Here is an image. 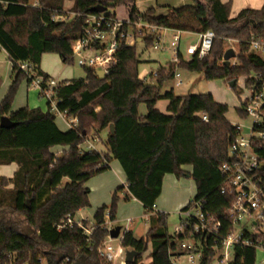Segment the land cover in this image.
<instances>
[{"label":"trees","instance_id":"obj_1","mask_svg":"<svg viewBox=\"0 0 264 264\" xmlns=\"http://www.w3.org/2000/svg\"><path fill=\"white\" fill-rule=\"evenodd\" d=\"M67 1L73 2L72 17H66ZM191 1L192 6H168L167 14L157 15L156 7L141 12L136 0H38L36 6L30 0H0V48L12 63V83L0 101V120L7 116L17 123L12 128L0 127V165H19L12 179H0V264H110L99 250L109 237L105 219L116 220L121 194L142 204L150 223L141 238H136L132 230L123 233V249L137 252L134 261L126 264H144L143 257L151 248L149 264H174V256L181 255V242L192 238L202 244L201 264H211L217 257L220 241L233 229L227 209L234 196L222 191L225 175L220 170L229 159L228 147L235 133L227 119L230 107L217 102L211 93L180 96L172 88L164 93L163 87L175 77L177 67L203 73L208 80L220 78L229 83L252 71L263 72L264 59L251 50L249 40L264 36V2L259 9H243L231 17V2ZM97 5L105 7L103 12L111 17H116L113 10L122 5L132 23L197 34L212 30L216 39L202 60L196 56L184 59L179 54L177 63L172 60L168 67L156 71L151 82L157 81L158 87L147 86V80L139 77L142 60L138 42L130 46L124 41L105 79L84 65L85 78L56 83L41 69L42 56L57 54L64 64H72L73 44L83 36L87 16L99 14L92 11ZM59 16L66 18L56 20ZM123 28L129 29L126 25ZM136 34L146 49L153 48L155 34ZM228 40L240 45L235 66L224 64ZM21 63L31 67L30 77L20 69ZM37 77L43 79L44 89L57 84L53 93L56 106L68 117H77L76 128L60 130L55 114L49 110L24 107L12 111L21 84H33ZM2 84L0 77V88ZM161 99L168 101L166 113L156 107ZM141 104H145L146 114L141 113ZM111 124L115 129L107 136V153L81 149L86 140ZM55 146H68L69 150L57 156L51 152ZM113 160L120 163L127 187L117 188L111 202L97 209L92 234L86 236L77 227L58 231L57 225L68 215L90 207V190L85 184L107 172ZM188 165L192 166L190 173L182 169ZM172 173L195 181L197 193L182 211L201 201L205 211L222 225L219 243L190 228L183 234L168 233V214L156 212L154 207L165 176ZM64 179L68 181L64 183ZM10 183L14 187L4 189ZM233 253L229 264H256L255 246L239 244ZM64 254H73L75 260L62 258Z\"/></svg>","mask_w":264,"mask_h":264},{"label":"built area","instance_id":"obj_2","mask_svg":"<svg viewBox=\"0 0 264 264\" xmlns=\"http://www.w3.org/2000/svg\"><path fill=\"white\" fill-rule=\"evenodd\" d=\"M36 6L38 0L30 2ZM65 16L56 17V20H63ZM86 28L83 36L73 44L74 54H82L89 51L92 56L84 59V65L98 72L100 70L108 74L116 61V51L120 42L124 41L130 46H136L140 39H137L136 32H147L155 34L154 49H165L162 42V31L167 29L163 27L151 26L147 23H132L129 18L125 21L117 20L116 17L108 16L106 13L88 15L86 19ZM129 29L124 30V26ZM136 29V31H135ZM183 32L177 30L171 46L174 49L173 61H179L180 41ZM216 35L212 30H207L198 34L196 44H189L186 53L189 58L196 56L198 59L206 57L212 50ZM252 51H264V36L252 37L249 40ZM99 46L96 49L92 46ZM236 59V58H235ZM237 61L232 63L235 66ZM20 69L29 77L31 67L28 63H21ZM176 86L183 84L180 74L175 72ZM141 79H147V73H140ZM43 79L37 77L33 83L40 88L41 96L50 103L49 111L56 117L64 119L70 128H76L78 125L77 117H68L66 112L60 111L53 98L56 83L49 85L47 89L42 88ZM241 90L246 91V96L242 99L238 109V115L242 122L231 123L235 133L231 137L228 147L229 159L221 166V172L225 175V184L222 187L223 192L229 191L234 196L232 205L227 209V216L232 221L233 229L223 237L221 248L213 262L216 264H229L234 253L233 249L237 245L255 246L256 252L264 253V71H252L250 74L240 77ZM203 120L207 121L204 115ZM247 122V123H245ZM82 150H97L92 144L84 143ZM156 210V206L154 207ZM133 218L126 219L127 226L125 230H130ZM181 224L176 227L175 234H183L186 228H190L202 237H214V242L219 243L222 225L207 210L201 201L192 204L189 210L180 211ZM80 228L83 234L90 236L95 229V224H89L88 218L82 213H76L74 216L68 215L60 224L57 230ZM109 227L108 229H112ZM201 242L196 239H187L180 244V254L188 256L189 263L201 259ZM200 249V250H198ZM198 250V251H197ZM122 251L114 252L100 249L99 253L108 261H113L121 256ZM257 256V253H256ZM174 256L173 263L178 264ZM175 260V261H174Z\"/></svg>","mask_w":264,"mask_h":264},{"label":"rangeland","instance_id":"obj_3","mask_svg":"<svg viewBox=\"0 0 264 264\" xmlns=\"http://www.w3.org/2000/svg\"><path fill=\"white\" fill-rule=\"evenodd\" d=\"M34 0H30L32 2ZM139 1V9L140 10H147L148 8H151L152 6L156 7V11L158 14L165 15L168 13L167 8H166V1L167 0H159V6H157L156 1L154 0H138ZM147 1H150L148 3ZM113 12H116V19L117 20H123L125 21L128 16L127 12H125V9L122 5L119 7L115 8ZM72 17L73 14L71 12V9L66 10V17ZM65 17V18H66ZM163 37H162V44L164 45L165 49H154V48H149L146 49V44L144 42H138V49H139V54H140V60L142 62L139 65V72L140 73H147V82L150 83L154 76L156 75V71H158L161 67H168V64L172 61L174 57V49L171 46V40H172V35L173 32L169 31H162ZM198 40V35L197 33L194 32H188L185 31V33L182 34V38L180 41V52L183 55V58L186 59L189 57V55L186 53V49L189 44H196ZM229 43V48L235 49L236 54L240 52V45L238 41H227ZM256 53L264 59V51L258 50ZM52 57H56V61H53L52 59H45V68L47 71L54 76L55 79H67V80H72V79H83L85 78V70H84V58H89L92 56L91 52H87L85 54H74V59L72 64H64L60 58L57 55L51 54ZM236 58V57H235ZM236 59H233L231 61V65L233 62H235ZM9 58L6 55V52L0 48V75L6 74V72L9 69ZM176 72L180 74L181 79L183 81V84L179 87H177L176 84V79L170 78L164 85L163 87V92L169 91L170 88L174 90V92L177 95L180 96H187L190 94H203V93H211L215 96L216 100H220L221 102H224L230 107L229 112L227 113V119L230 123H236V122H242L238 115V109L241 105L242 99L246 96V91L243 89L241 90V83L238 82L240 77L237 80L236 83V89L233 90L229 86V82L227 79H220L219 80H208L206 76L203 73H198L195 71H190L188 69L182 68V67H177ZM152 75L150 76V74ZM154 82V81H153ZM167 101L164 99H161L159 101L158 109H160L162 112L166 113L167 109L164 108V105ZM140 111L142 114L147 113V109L145 104L140 105ZM56 121L59 123L60 126H62L60 123L62 121V118L56 117ZM247 123V122H245ZM108 131L106 130L105 132H101V138L105 139L107 136ZM90 141L96 146V149L98 151H101L102 149V142L99 139H92L91 137L89 138ZM165 197L167 199L173 200L175 198V195H171L170 192H167L165 194ZM111 202V201H110ZM109 200L106 197V191L102 190H96L92 194L91 202H90V207L84 208L82 210V213L84 214L85 217L88 218L89 224H95V212L97 211L98 208L108 205ZM120 209H118L116 220L114 222H111L108 217H106V225L109 227H117L120 226L122 230L124 231L127 223L126 219L128 217L133 218V222L130 225V229L134 232L136 238H141L145 234V232L148 230L150 227V223L148 220V215L146 214L144 207H142L141 204L138 202L133 201V199L126 200L124 198V195L121 194V200H120ZM119 205V204H118ZM181 224L180 222V212L173 211L168 213V218H167V226H168V233L170 235H174L176 227H178ZM113 227V228H114ZM122 231V235H123ZM108 239H111V244H108L107 248L103 244L101 249H106L107 251L114 249V251H122L121 256L115 260V262H118V264H126V249H123L121 246V243L117 239H113L110 236ZM152 251V248L145 254L143 257L142 262L144 264H149L151 262V257H150V252ZM180 250L178 251V254H180ZM263 252L257 251V258H256V264H262L260 262V259L263 257ZM177 258L175 260L177 261L178 264H201V261L199 259L195 260L193 263H189L188 261V256L185 254L182 255H177ZM174 260V261H175ZM112 264V262H108ZM211 264H216L215 262H212Z\"/></svg>","mask_w":264,"mask_h":264},{"label":"crops","instance_id":"obj_4","mask_svg":"<svg viewBox=\"0 0 264 264\" xmlns=\"http://www.w3.org/2000/svg\"><path fill=\"white\" fill-rule=\"evenodd\" d=\"M143 1L144 0H142V2ZM154 1H156L157 6H159L158 5L159 0L158 1L154 0ZM147 2L150 3V1H147ZM222 2L223 3L231 2V4H232L231 17H234L243 9H250V8L259 9V8H261L264 0H222ZM166 3H167L166 7L171 6V7H175V8H181V7L193 5L191 0H167ZM136 5H137V7L139 6L138 0H136ZM72 6H73V2L67 1L65 3V10H67V8L71 9ZM152 7H155V6H152ZM138 9H139V7H138ZM140 11L143 13L146 12V10H140ZM157 15H161V14L157 13ZM169 31L173 32V35H172V39H173V36L175 35L176 30H174V29L166 30V32H169ZM183 33H185V32H183ZM87 52H89V51L82 52V54H85ZM51 54H53V53H47V54H44L42 56L41 69L45 73L50 75L56 81V83H58L60 81H64L65 79H55L54 76L51 75L44 66L46 58H48L50 60L52 59L53 61L57 60L56 57H52ZM6 55L8 56L7 53H6ZM54 55H57V54H54ZM57 56L59 57V55H57ZM188 58H186V59H188ZM84 59L85 58L83 57V61H84ZM60 60H61V58H60ZM8 62L10 64L8 71L6 72V74L0 75V77L3 79V84L0 88V101L3 100V98L6 96L8 90H9V87L12 83V63L10 60ZM144 74H146V73H144ZM180 79H181V77H180ZM214 99L216 100L215 96H214ZM216 101L221 102L220 100L219 101L216 100ZM222 103H224V102H222ZM158 105H159V101L157 102L156 107H158ZM167 105H168V101L165 103L164 108H166ZM24 107L40 108L44 112L48 111V109H49L48 101L41 96L40 88L37 87L34 83L28 84L27 81H24L21 84V86L19 87L18 93H17L15 100L12 104V111H17V110L24 108ZM56 124L59 127V129L62 131H67L70 129L69 124L64 119H62V121L60 123L62 126H60L57 121H56ZM106 130L108 131V133H107V136H108L109 133L111 132V129L109 127ZM105 131H103V132H105ZM103 132H102V134H103ZM107 136L105 139H102L101 133H100V134H96L94 136V138L91 137L92 139L97 138V139L101 140V142H102L101 152H103V153L108 152V147L106 146V143H105ZM85 143H90L96 148V146L90 141V139L86 140ZM68 150H69L68 146H55V147L51 148V152L56 154L57 156L60 155L61 153L65 152V151H68ZM18 168H19V165L17 163L0 165V179H2V178L12 179L14 177L15 172L18 170ZM182 169L185 172L190 173L192 171V166L191 165L183 166ZM67 181H68L67 179H64L63 182L66 183ZM13 187H14V185L12 183H10L9 185L5 186L4 189L11 190ZM85 187L89 188V190H90V194H89L90 202H91L92 194L94 192H96V190H98V189L102 190V191H106V197L110 202L112 199V195L117 188L122 187L126 190L127 177L124 174L120 163L117 160H113L110 163V169L107 172L99 174V175L91 178L85 184ZM167 192H170L171 195H173V193H174L175 198H173V200L168 201L169 199H167V197H165V194ZM196 193H197L196 184H195V181L193 179H191V178H189V179L177 178L176 175L173 173L167 174L163 180L162 194L158 198L157 203H156V212L159 211V212H163L166 214L173 212V211L180 212L183 208H185L187 206L189 201L196 195ZM133 201L138 202L135 199H133ZM118 207L120 209V203H119ZM82 210L83 209L79 210L78 213H82ZM82 215L84 216L83 213H82ZM133 234H134V232H133ZM134 236H135V234H134ZM117 240H119V242L121 243L120 237ZM111 242H112L111 239L107 238L104 241L105 247L107 248L108 244H111ZM112 250L114 251V249H112ZM112 250H109V251H112ZM116 252H118V251H116ZM116 259L117 258H115L113 261H111L112 264H118V262H115ZM260 262L262 264H264V255L260 259Z\"/></svg>","mask_w":264,"mask_h":264},{"label":"water","instance_id":"obj_5","mask_svg":"<svg viewBox=\"0 0 264 264\" xmlns=\"http://www.w3.org/2000/svg\"><path fill=\"white\" fill-rule=\"evenodd\" d=\"M92 11L94 12H97V13H103V11H105V7H101L100 5H97L95 6ZM237 56L236 52H235V49L233 48H229L223 55V58H224V64L226 66H230L231 65V61L233 59H235V57ZM97 75L99 78H102V79H105L106 77V73H104V71L100 70L97 72ZM236 80H233L229 83V86L231 88H234L235 87V84H236ZM147 86L149 87H158V83L157 81H154V82H151V83H148ZM17 123L13 122L9 117L7 116H3L0 120V127L1 128H12L14 126H16ZM110 129H111V132L114 131L115 129V126H113V124L110 125ZM121 230L122 228L120 226H117V227H114L112 229H110L109 231V236L113 239H118L120 234H121ZM135 257H137V252H135L134 250H128L126 252V260H125V263H132L135 259ZM62 258H69V259H73L75 260V256L73 254H70V255H67V254H64L62 255ZM77 264H86L85 262L83 263H77Z\"/></svg>","mask_w":264,"mask_h":264}]
</instances>
